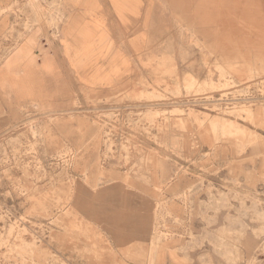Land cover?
Masks as SVG:
<instances>
[{
  "label": "rangeland",
  "instance_id": "rangeland-1",
  "mask_svg": "<svg viewBox=\"0 0 264 264\" xmlns=\"http://www.w3.org/2000/svg\"><path fill=\"white\" fill-rule=\"evenodd\" d=\"M176 3L132 84L0 91V264H264V0ZM65 5L0 0V71Z\"/></svg>",
  "mask_w": 264,
  "mask_h": 264
},
{
  "label": "crops",
  "instance_id": "crops-1",
  "mask_svg": "<svg viewBox=\"0 0 264 264\" xmlns=\"http://www.w3.org/2000/svg\"><path fill=\"white\" fill-rule=\"evenodd\" d=\"M65 2L66 15L56 37V31H50L48 39L31 34L2 66L0 91L16 103L48 106L66 102L80 87L105 91L132 84L136 72L145 74L138 58L151 49L155 29L170 22L164 17L168 0ZM199 7L187 9L183 0L173 5L180 13L204 10ZM174 26L180 27L177 22Z\"/></svg>",
  "mask_w": 264,
  "mask_h": 264
}]
</instances>
